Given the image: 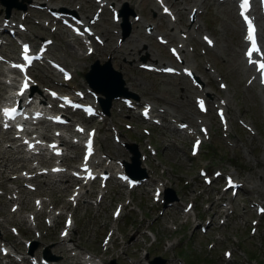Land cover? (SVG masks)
<instances>
[{"label": "rangeland", "instance_id": "obj_1", "mask_svg": "<svg viewBox=\"0 0 264 264\" xmlns=\"http://www.w3.org/2000/svg\"><path fill=\"white\" fill-rule=\"evenodd\" d=\"M19 4L26 5L28 2H37L42 4L44 0H17ZM24 1V2H22ZM92 1V0H85ZM177 19L179 17L178 28L184 31L188 28L187 13L186 9L195 4L196 0H167ZM109 2V1H108ZM70 3L69 1L61 2L51 0L50 6H63L71 10H75L76 6L82 7L84 1L78 3ZM111 5L117 3L123 8V4L128 6V11L124 14L129 16V11H133L135 15L140 17V20L132 25L131 37L125 40V44L120 45L116 42L115 29L117 25L112 22L110 11L101 17L100 21H97L95 28L98 32L103 34V37L108 41V49L115 48L118 46L117 53L111 55L108 58L111 61L114 70L121 72L124 81L126 82L127 88L138 96L139 101H149L153 103L154 107H160L164 110L170 111L173 117L184 121H194L196 110L193 105V96L188 92L187 80H182V85L174 87V78L158 75L156 73H148L136 67L137 63H145L149 59L154 60L155 63L164 64L169 62L171 57L167 50V46L177 45L179 37L172 33L166 17L160 15V8L157 7L153 0H111ZM194 5L197 9L201 10V14H198L196 21L200 26V30L193 32L188 37V43L190 53L185 54V63L193 65L196 68L197 75L207 84V89L211 94L212 98H218L225 96L227 98L226 110L229 123H230V137L233 142V147L226 146L221 139L219 125L217 119L214 116L213 111L206 116V119L212 124L209 131L212 135L210 140L204 143L202 148V155L197 159H191L188 155V144L189 140L186 139L182 133L175 132L171 125L166 121V125L162 128L152 127L151 136L149 141L154 147L159 150L160 156L150 157L146 162L149 167V174L156 173V175L163 174L165 184L168 186V196L171 198L173 195L177 197V201L173 207H167L165 211L159 215L158 210L161 208L160 205L154 204L151 201V190L145 186L139 188L132 193V202L136 211L131 212L129 208H126L123 212L124 216L117 222L120 232L123 235V239H118L117 243L112 245L109 255H115L113 258H105L104 262H108L111 259L118 258V262L121 264H128V262L136 261L139 264H148L151 257L159 255L164 257L168 264H176L175 258H177V251L182 249L184 243L190 245V251L184 253L186 259L183 257V253L178 255L183 257L185 264H190L188 261L193 260L191 264H203L205 260L212 259V264H222L223 257L222 251L226 248L231 249L233 253L232 260L229 264H241L240 259H246L247 264H251L248 260L253 259V264H264V217L258 225V229L254 237L248 235L249 228L251 227V221L255 218L249 213L242 214L241 211L245 210L248 204V193H239L238 196L233 200V203L237 205L236 214L225 224L224 227L219 225L218 218H215L213 224L214 227H210L211 233L204 236L200 235L198 230L194 228L195 220L188 219L185 225H180L183 218H180L181 208L188 201L195 202V211L199 215V219L195 224H200L205 220L202 206H211V201H215L213 197V191L206 189L204 195L198 197L200 187V180L197 176V169L202 166H206L209 172L213 169H223L233 172L239 179L246 181V189L253 188V196L264 201V90L258 89L255 84L249 88L244 85L245 78L252 72L251 69L244 67L242 62V44L241 35L242 27L236 16V9L233 3L223 2L219 3L216 0H202V4ZM3 10L0 4V16H4ZM11 8L10 14L18 15L19 12L13 11ZM93 11H89V7L84 6V13L78 11L79 15H90L92 12L97 14L98 8H93ZM27 11V10H26ZM12 12V13H11ZM41 17L34 16V20H40L41 23H47L49 18L45 13H40ZM81 15V16H82ZM132 20V18H129ZM144 20L141 24L140 21ZM32 25L33 23L29 21ZM146 23L154 26V31L166 36L168 44L166 46H160L155 39L147 37L143 30V25ZM47 28H55L51 23L47 25ZM197 26V23L193 29ZM36 28L37 32L47 34L46 29L43 27L39 28L36 25L32 26ZM114 32V33H113ZM208 33L210 37L214 39L215 46L212 49H207L205 45L199 40V37L204 33ZM66 33L60 32L59 30L53 35L55 38V46L59 51L66 52L68 59L77 60L78 57H74L76 53L80 56L78 42L70 40L66 37ZM260 40L264 47V26L260 29ZM70 42L74 46L72 50H67L65 43ZM139 46L140 51H136V47ZM141 46V47H140ZM53 50V49H52ZM137 52V53H136ZM16 53V51H15ZM107 48H99L96 51V55L87 60H84L78 66V75L82 78V75L88 71L90 64L93 61L98 60L103 64L107 59ZM204 53V55H203ZM148 57V58H147ZM146 58L143 62L141 59ZM157 60V61H156ZM210 63V64H207ZM210 65L216 74L220 75L223 81L227 84V91L224 95L218 92V82L212 75L205 69L206 66ZM33 74L39 78L41 84L46 86H54L58 83L52 80L49 76L48 71L38 67L33 71ZM53 81V83H52ZM216 101V100H215ZM191 107V108H190ZM236 115L239 116L243 121L252 124L255 131L254 135L247 133L239 127L237 124ZM76 117H74L75 119ZM110 123L118 125L120 130L124 132L122 125L125 123L136 126L138 130L134 132L139 135L140 150L145 152V142L148 140L141 134V128L148 127L146 124L140 122L139 118L135 113L127 112L121 107L116 106L113 109ZM50 131V130H49ZM153 136V140L151 137ZM108 132V125L103 126L101 134L99 135L100 140H106V146L109 147L112 153L118 157H124L128 160V154L121 150H116L113 143L111 142ZM108 138V140H107ZM210 148L211 153H207L206 150ZM2 149L5 148L2 146ZM74 152L80 153V150L72 149ZM157 157V158H156ZM10 157L8 158L6 165L0 164V172L6 167H14L10 163ZM0 160L3 161V159ZM200 160V161H199ZM65 177L62 180L65 181ZM64 181L59 186L60 189H64ZM0 178V187L2 184ZM188 182V185L184 183ZM39 188H43L46 181L39 179L36 181ZM111 188L109 196H107L99 209L93 207L79 206L75 212L74 219L76 223V230L70 236L71 239L76 243L78 251L83 253L89 251L94 254H100L99 242L101 237L104 235L106 229L111 225L110 212L114 205L118 202H123L125 199L124 190L118 186L115 182L109 183ZM8 188L6 184L5 189ZM71 188V183H68L65 190ZM44 190V189H42ZM71 191H61L60 194L54 191H48L44 195H50L52 200L57 206L64 204V198H66ZM32 199V194L28 191ZM27 195L24 194V197ZM211 199V200H210ZM210 200V201H208ZM32 200H30L31 202ZM2 204H7L5 198L0 197ZM208 203V204H206ZM31 204V203H30ZM8 205V204H7ZM221 204L220 216H223L226 212V208ZM31 206V205H30ZM0 206V210H1ZM10 208V207H9ZM8 206L4 209V214L8 216V226H16L22 233V239L34 238L33 232H23L20 226V220L24 217V211L28 212L31 210L30 207L25 208L24 211H20L14 215L9 213ZM133 208V207H132ZM0 214V220L2 219ZM171 218L170 222L169 219ZM6 218H3L5 220ZM0 222V226L3 223ZM6 219V222L8 221ZM176 222H178L176 224ZM128 223H131L129 225ZM7 226V227H8ZM178 226V233H171L170 228H176ZM60 226L54 227L47 230V228H40L42 234V240L38 241L37 247L33 250L34 252H40L41 247L49 249V252L54 257L62 258L60 263L64 264H76L75 261L68 258V252L62 254V251H66V247L58 245V230ZM151 228V230H146ZM167 228V229H165ZM136 230H140L136 232ZM135 232V233H134ZM139 233V235H138ZM192 233V237L190 234ZM0 237L6 240L14 242L15 247L20 243L19 239H14L7 228L2 230L0 228ZM133 234L136 237L139 236L137 245L131 247L133 243ZM121 240V241H120ZM176 243L174 249H169L167 252H162L161 248L166 245V241ZM215 243L214 249H208L209 243ZM155 248H158L160 252H155L150 258L148 257L149 252H153ZM72 249V247H70ZM138 250V251H137ZM137 252L142 255L146 254L144 260L138 259ZM162 252V253H161ZM184 252V251H183ZM124 255V256H123ZM177 256V257H176ZM182 261V260H181ZM2 261H0L1 263ZM81 261H78V264Z\"/></svg>", "mask_w": 264, "mask_h": 264}, {"label": "snow or ice", "instance_id": "obj_2", "mask_svg": "<svg viewBox=\"0 0 264 264\" xmlns=\"http://www.w3.org/2000/svg\"><path fill=\"white\" fill-rule=\"evenodd\" d=\"M240 7L242 9L241 15L244 16V12L247 10V7H248V0H243V2L241 3ZM245 20L247 22V18L246 17H245ZM246 38H247V40L249 41V43L251 45L250 48L248 49V51L246 52V56L248 57V62L256 64L257 69L259 71H261L262 73H264V62L257 63L256 61H254L252 59L253 54L255 53L257 55H260L261 54V50L256 45L254 29L252 27L251 22H248V35H247ZM27 52H28V48H27V46H25V48L23 49L22 58L25 60L26 64L30 63V58L28 57ZM14 67H18V68H20L21 71H24V67L25 66L14 65ZM261 82L264 83V77H262ZM200 107H201V110H203V104L202 103L200 104ZM14 113H15V109H11V110L5 109L4 110V115L6 117H9V118H12ZM89 148H90V144H89ZM85 171H87V169H85Z\"/></svg>", "mask_w": 264, "mask_h": 264}, {"label": "bare ground", "instance_id": "obj_3", "mask_svg": "<svg viewBox=\"0 0 264 264\" xmlns=\"http://www.w3.org/2000/svg\"><path fill=\"white\" fill-rule=\"evenodd\" d=\"M101 1H102V2H105L106 0H101ZM159 5H160L162 8L165 9L164 3H163L162 1H161V4L159 3ZM117 8H118V6H115L112 12L115 13V12L117 11ZM170 9H171V8L166 9V10H167V11H166V16H168V17H172V18H173V17L176 16V15H175V12L173 13L172 11H170ZM191 9H196V10H195V13L198 12L197 7H192ZM191 9H190V10H191ZM190 10H189V11H190ZM172 22H174V19H172ZM174 23H175V22H174ZM195 24H196V23H193L192 28L195 26ZM170 26H172V27L175 26V27L177 28V25H176V24H173V25L170 24ZM31 36L33 37V39H38L40 35H37V34L32 33ZM53 55H57V54H54V53H53ZM58 58H59V60H61V61H67V60H65V58H61V57H58ZM151 60H152V59H151ZM153 61H154V60H153ZM156 61H157V60H156ZM157 63H158V62H157ZM161 63H162V62H161ZM161 63H159V64H161ZM74 70H75V69H74ZM75 72H76V70L74 71V73H75ZM182 80H183V79H182ZM182 80H181V81H182ZM184 80H185V79H184ZM181 85H182V84H181ZM187 85H188V84H187ZM188 86H189V85H188ZM5 89H6V87H1V86H0V90H1L2 92H4ZM39 93H40V91H39ZM191 94H192V93H191ZM190 108H191V107H190ZM149 113H152V111H151L150 109H149ZM0 154H6V153H0ZM8 161H9V160H8ZM4 223H6V219L3 220V223L1 224V226H3Z\"/></svg>", "mask_w": 264, "mask_h": 264}, {"label": "water", "instance_id": "obj_4", "mask_svg": "<svg viewBox=\"0 0 264 264\" xmlns=\"http://www.w3.org/2000/svg\"><path fill=\"white\" fill-rule=\"evenodd\" d=\"M95 68H98L97 66L95 67ZM113 76H116V77H113ZM112 77H109V79H107L108 81H107V84L108 85H110V86H112L114 89H116V88H118V91H114V92H112L111 93V95L109 96V98H108V100H110V99H112V98H114V97H117V96H120V95H123V96H126V94H125V92H124V90L122 89V86H123V82H122V80H121V78H120V76H118V75H113ZM112 78H114V80L112 79ZM117 81V82H116ZM119 82H121V83H119ZM118 84V85H117ZM118 87H117V86ZM116 92V93H115ZM118 92V93H117ZM115 95V96H114Z\"/></svg>", "mask_w": 264, "mask_h": 264}]
</instances>
